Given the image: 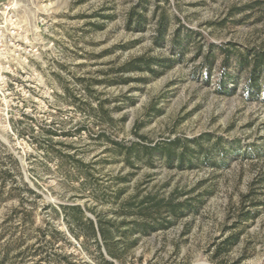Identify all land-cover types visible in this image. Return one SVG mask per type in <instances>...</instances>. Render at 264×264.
<instances>
[{
  "label": "rangeland",
  "instance_id": "374dc122",
  "mask_svg": "<svg viewBox=\"0 0 264 264\" xmlns=\"http://www.w3.org/2000/svg\"><path fill=\"white\" fill-rule=\"evenodd\" d=\"M248 2L0 0L1 35L18 28L0 45V264H99V251L108 256L86 218L119 242L117 264L214 263L234 233L215 259L264 264V100L247 93L234 57L215 51L208 73L202 65L209 42L264 48V12L241 8ZM178 29L196 32L201 50L192 39L173 47ZM141 56L172 61L153 73L125 68ZM175 138L191 150L198 140L226 165H168L160 147ZM146 198L194 210L161 209L163 225L124 247L122 222L141 220L125 207ZM241 209L258 211L245 220Z\"/></svg>",
  "mask_w": 264,
  "mask_h": 264
},
{
  "label": "trees",
  "instance_id": "16d2710c",
  "mask_svg": "<svg viewBox=\"0 0 264 264\" xmlns=\"http://www.w3.org/2000/svg\"><path fill=\"white\" fill-rule=\"evenodd\" d=\"M241 8H256L264 12V0H249L248 3L244 4ZM141 17L137 16L135 19V22L139 25L141 23ZM165 25L164 20H160L158 23V27L155 32L154 36V43L157 45H160L162 41L164 40L165 35ZM180 29L176 30V33H174L172 39H170L171 44L173 47H178L182 45L185 42H188L190 39H192L193 43H196L197 47L196 49L198 51L201 50V44L199 43L198 39L196 38L195 34L196 32L186 30V33L184 35H181L179 33ZM195 33V34H194ZM194 45V44H193ZM209 52L204 56V61L202 65L205 67V74L208 73L210 69V65L212 64L214 57H215V51H219L223 55H225L226 60L228 61L230 58L234 57L237 66L240 69L246 70L247 76H246V84L245 89L247 93L253 92L251 96H253L254 99H262L264 100V48L262 46H251V47H245L243 50H231L230 47H224L221 44H214V43H208ZM233 51V52H231ZM178 57H181V52H177ZM172 59H166V58H145L143 56L135 58L134 60H131L128 64V66H125L126 69H146L148 71H151L153 73V69L151 64H157L162 67H168L171 63ZM181 144L182 149L177 151L176 145ZM214 145H217L215 147L219 148V143H215ZM217 150L220 152V149ZM216 150V149H215ZM160 151L164 155L168 165H172L173 160L175 159L176 165L178 168H184V167H192L195 165V160L199 159L198 161L203 164H208L212 166H225L226 162L224 160V156L220 155L221 158H219V162H215L212 159L211 151L208 149H205L201 142L198 140L196 141V149L191 150L189 149L188 145L184 144L183 141H180L178 138H175L171 141H168L160 147ZM243 155L247 154L246 152H241ZM262 181V179H261ZM259 181V182H261ZM250 195V194H248ZM248 195H246L248 197ZM147 200L141 201L134 205L133 202H130L126 205V209L124 210V214L126 215H138L141 220H139L137 217L136 219H133L131 221H123L122 223L124 225H127L129 227V230L131 233H128L127 228L124 229L121 232V236L123 237L121 241H125L123 244L124 247L130 245L132 242H128L127 237L129 234H133L136 232H142V233H148L149 231H154L157 229L158 224L160 226L163 225L162 222L157 223L158 217H161V209H163L168 215L178 218L180 216L185 215L186 213L193 212L194 208L191 206V204H188V202H174L173 199H170L169 201H166L163 203L162 199H155V198H146ZM145 202H152L153 208H155L156 213H150L148 210V207H145ZM163 203V204H162ZM261 203H264L262 201ZM151 204V203H150ZM257 204H254V206ZM257 209H248L244 210L241 209L238 213L240 218L248 219L249 217H253ZM77 212L80 214L81 209L77 207ZM78 217L77 216V220ZM86 227L88 228V233L93 236V238H97V233H99L100 237L103 240L104 246H105V252L108 256V258H105L103 253L99 251V256L101 258L99 264H117L116 261L119 263L122 262L120 250L121 246L118 245L119 242H113L112 245L108 244V240H112V234L110 232V229L108 227H104L101 222H98V224H95L92 219L86 218L85 220ZM238 234V233H237ZM236 233L230 235L227 237L226 240L223 241V244L218 246V249L216 251V254L213 258L214 263L210 264H226L223 261H217L215 258L223 253V251H226L230 246L236 243L238 239V235ZM98 242V240H97ZM121 243V242H120ZM128 243V244H127ZM98 246H100V243H97ZM70 264H74L71 263ZM76 264V263H75ZM79 264V263H78ZM83 264V263H80Z\"/></svg>",
  "mask_w": 264,
  "mask_h": 264
},
{
  "label": "built area",
  "instance_id": "2783aa9c",
  "mask_svg": "<svg viewBox=\"0 0 264 264\" xmlns=\"http://www.w3.org/2000/svg\"><path fill=\"white\" fill-rule=\"evenodd\" d=\"M5 7V14H3V18L5 17V15L7 16V18L9 19H12V22H15L14 21V18H15V14L13 12V8H11L10 6H4ZM9 11V12H8ZM46 21V20H44ZM16 29H18L17 27L15 26H9V30L7 31L6 34H3V36L1 35L0 33V45L5 49V43L7 41V43L11 44V41L12 39L14 38V35L16 33ZM1 32V30H0ZM4 35H6L4 37Z\"/></svg>",
  "mask_w": 264,
  "mask_h": 264
}]
</instances>
